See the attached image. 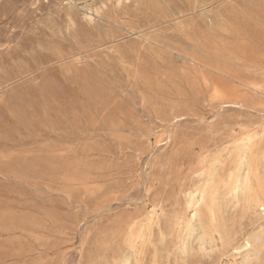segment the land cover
Returning <instances> with one entry per match:
<instances>
[{"label": "rangeland", "instance_id": "374dc122", "mask_svg": "<svg viewBox=\"0 0 264 264\" xmlns=\"http://www.w3.org/2000/svg\"><path fill=\"white\" fill-rule=\"evenodd\" d=\"M247 134L264 138V0H0V264H121L131 231V264H264L245 198L204 211L187 253L172 227Z\"/></svg>", "mask_w": 264, "mask_h": 264}, {"label": "bare ground", "instance_id": "6f19581e", "mask_svg": "<svg viewBox=\"0 0 264 264\" xmlns=\"http://www.w3.org/2000/svg\"><path fill=\"white\" fill-rule=\"evenodd\" d=\"M222 104L235 105L236 103L228 101L222 102ZM260 137L257 134H247L241 138L235 139L231 143L227 162L224 163L225 165L222 167L226 173L225 179L224 175L220 176L219 169H217V166L221 165V159L220 157H216L211 169L206 174V181H204L203 184H193L186 190L187 219L184 220L179 216H175L172 220L173 229L182 232L180 239L183 253L189 252L192 244L197 241L198 228L195 225V220L201 217L204 211H208L214 215L219 205L220 197L229 196L237 204L241 202L242 198H245L246 203L251 204L254 202L257 208L260 209L258 206L261 200L260 197L264 195L261 193L262 186H259L262 184L260 168L264 169V138ZM172 139L173 134L167 133L166 137L156 141V144H167L170 143ZM203 154L204 153H201L200 155L202 156ZM157 222V214L156 212H152L147 221V231L152 232ZM138 239H142V237L134 231H131L128 239V249L130 253L121 264L132 263L137 254L136 243ZM249 245H251V247H249ZM252 247L253 242L246 239L241 248H235L234 250L239 252L240 249H244L246 255L249 256L252 252Z\"/></svg>", "mask_w": 264, "mask_h": 264}, {"label": "snow or ice", "instance_id": "6c2138e0", "mask_svg": "<svg viewBox=\"0 0 264 264\" xmlns=\"http://www.w3.org/2000/svg\"><path fill=\"white\" fill-rule=\"evenodd\" d=\"M261 193L264 194V182H262ZM258 206L260 207L261 212H264V195H262ZM261 243H264V238H261ZM249 247H251V245H249Z\"/></svg>", "mask_w": 264, "mask_h": 264}]
</instances>
